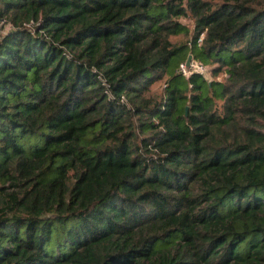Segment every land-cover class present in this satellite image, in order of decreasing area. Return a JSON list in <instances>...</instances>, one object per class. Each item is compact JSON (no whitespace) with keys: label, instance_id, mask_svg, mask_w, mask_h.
Returning <instances> with one entry per match:
<instances>
[{"label":"trees","instance_id":"trees-1","mask_svg":"<svg viewBox=\"0 0 264 264\" xmlns=\"http://www.w3.org/2000/svg\"><path fill=\"white\" fill-rule=\"evenodd\" d=\"M0 264H264V0H0Z\"/></svg>","mask_w":264,"mask_h":264},{"label":"built area","instance_id":"built-area-1","mask_svg":"<svg viewBox=\"0 0 264 264\" xmlns=\"http://www.w3.org/2000/svg\"><path fill=\"white\" fill-rule=\"evenodd\" d=\"M179 72L185 76V77H188L190 76L192 73H198V74H204L206 71H205V68L203 66H201L200 64H198L196 61H191L190 63V66L189 68H187L184 65H181L180 68H179Z\"/></svg>","mask_w":264,"mask_h":264},{"label":"rangeland","instance_id":"rangeland-1","mask_svg":"<svg viewBox=\"0 0 264 264\" xmlns=\"http://www.w3.org/2000/svg\"><path fill=\"white\" fill-rule=\"evenodd\" d=\"M211 1H213V2H219V1H221V0H211ZM182 22H184V23H186L188 26H189V30L191 31L192 30V25H191V21H189V20H187V19H183L182 20ZM173 41L174 42H183V41H185V37H183V36H179V37H176V38H173ZM225 77H224V75H222V76H217V80H222V79H224ZM164 82H160V83H158V84H156L154 87H153V89H155V92L156 93H159L161 90H162V88H164Z\"/></svg>","mask_w":264,"mask_h":264},{"label":"water","instance_id":"water-1","mask_svg":"<svg viewBox=\"0 0 264 264\" xmlns=\"http://www.w3.org/2000/svg\"><path fill=\"white\" fill-rule=\"evenodd\" d=\"M191 61H192V56L189 55V56L187 57V59H186V62H185V66H186L187 68H189ZM186 112H187V108H186ZM185 114H186V113H185Z\"/></svg>","mask_w":264,"mask_h":264}]
</instances>
